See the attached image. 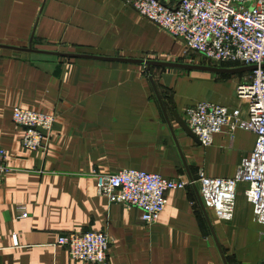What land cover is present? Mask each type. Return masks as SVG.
I'll return each instance as SVG.
<instances>
[{"label": "crops", "instance_id": "0c3cea01", "mask_svg": "<svg viewBox=\"0 0 264 264\" xmlns=\"http://www.w3.org/2000/svg\"><path fill=\"white\" fill-rule=\"evenodd\" d=\"M136 1L0 0V44L27 48L31 42L38 50L183 63L173 52L184 54V41L141 16ZM250 75L148 70L0 48V147L9 166L0 182V264H89L71 259L55 243L59 235L88 230L109 235L105 264H224L192 185L169 191L158 220L147 225L138 209L99 195L96 181L100 174L126 168L166 178L190 174L194 179L198 170L208 177L234 176L253 149L254 134L224 128L203 146L183 130L175 112L185 122L188 106L210 101L239 108L246 124V106L235 90ZM15 108L55 115L46 151L22 147V128L12 121ZM246 189V183L237 186L233 220L241 210L256 226L261 254L255 263L244 257L253 240L238 254L227 222L205 206L227 264L264 261L263 226L254 219Z\"/></svg>", "mask_w": 264, "mask_h": 264}, {"label": "built area", "instance_id": "2783aa9c", "mask_svg": "<svg viewBox=\"0 0 264 264\" xmlns=\"http://www.w3.org/2000/svg\"><path fill=\"white\" fill-rule=\"evenodd\" d=\"M135 9L175 38L184 41V53L194 52L217 65L235 63L255 66L250 79L237 85L235 94L244 102L248 121L243 124L239 108L210 101L185 109V122L201 145L210 146L214 135L224 128L232 134L245 128L255 136L247 158L230 178L208 177L198 170L194 182L215 217L222 222L234 217L236 189L246 183L245 196L253 207L254 219L264 233V0H137ZM12 121L22 128V147L30 152L46 151L55 115L15 108ZM9 172L7 152L0 147V182ZM191 185L188 178H166L132 168L97 176L96 191L111 203L140 211L144 224H154L167 204V193ZM56 245L66 248L71 259L89 264H105L111 239L102 230L59 235Z\"/></svg>", "mask_w": 264, "mask_h": 264}, {"label": "water", "instance_id": "95a60500", "mask_svg": "<svg viewBox=\"0 0 264 264\" xmlns=\"http://www.w3.org/2000/svg\"><path fill=\"white\" fill-rule=\"evenodd\" d=\"M32 41V40H31ZM0 48L2 49H10V50H21V51H27L32 53H40V54H49V55H55V56H61L65 58H95V59H104V60H110V61H118V62H125V63H133V64H139V65H145L146 68L149 70L152 66L157 67H166V68H173V69H198V70H204V71H212V72H227V73H235V72H241V71H251L255 69V66H242L239 68H233V69H227V68H221V67H215V66H206V65H191V64H183L178 62H168V61H159V60H145V59H138V58H117V57H102V56H94V55H86V54H74V53H64L59 51H46V50H38L32 47V44L30 42L29 46L27 48H17L13 46H8L4 44H0ZM264 67V64H263ZM151 84L153 86V89L155 91V94L157 96L158 102L161 106L162 112L164 114L165 119L167 122H169V116L165 110V107L163 105L162 99L159 95V92L157 90L156 84L153 81L152 77H149ZM175 119L179 123V125L183 128V130L191 136L194 141L197 144H200L199 139L191 132L187 124L184 122V120L178 115L177 112H175ZM189 181L191 182V185L194 187L195 192L197 194V199L200 204V207L203 211V214L207 220V223L209 225V228L211 230V234L216 242V245L218 247V250L220 252V255L222 257L223 263L227 264V261L225 259V256L223 254V251L221 250V246L219 244V241L216 237L215 231L212 228L211 221L209 219V216L207 214V211L205 209V205L200 197L199 190L197 188L196 183L194 182L193 177L189 174ZM260 264H264V261H262Z\"/></svg>", "mask_w": 264, "mask_h": 264}, {"label": "rangeland", "instance_id": "374dc122", "mask_svg": "<svg viewBox=\"0 0 264 264\" xmlns=\"http://www.w3.org/2000/svg\"><path fill=\"white\" fill-rule=\"evenodd\" d=\"M173 56H176V59L182 58L183 64H191V65H210L215 67H222L223 65H217L213 64L211 62H207L202 56L199 54H196L194 52H190L187 54H183L182 50H174ZM190 71H198V69H190ZM238 210L236 213L235 219L232 221H228L225 223L228 226L230 236H231V245L236 252L241 253L244 251V249L248 246L249 243L253 240V245L251 246V249L248 253H244V257L249 263H255L257 261V258L261 254L260 248L258 247V241H257V232H256V226L253 224L252 220L249 218V216L245 215V212ZM235 214V213H234Z\"/></svg>", "mask_w": 264, "mask_h": 264}]
</instances>
